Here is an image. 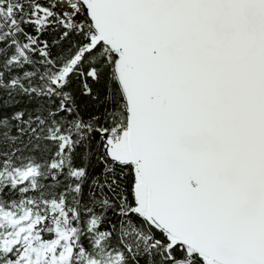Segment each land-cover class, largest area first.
Segmentation results:
<instances>
[{"label": "snow or ice", "instance_id": "snow-or-ice-1", "mask_svg": "<svg viewBox=\"0 0 264 264\" xmlns=\"http://www.w3.org/2000/svg\"><path fill=\"white\" fill-rule=\"evenodd\" d=\"M0 264H264V0H0Z\"/></svg>", "mask_w": 264, "mask_h": 264}]
</instances>
